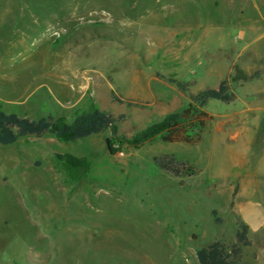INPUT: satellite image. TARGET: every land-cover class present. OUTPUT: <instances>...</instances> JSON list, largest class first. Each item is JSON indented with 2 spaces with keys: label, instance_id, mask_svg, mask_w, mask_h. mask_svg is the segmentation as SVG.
I'll list each match as a JSON object with an SVG mask.
<instances>
[{
  "label": "rangeland",
  "instance_id": "1",
  "mask_svg": "<svg viewBox=\"0 0 264 264\" xmlns=\"http://www.w3.org/2000/svg\"><path fill=\"white\" fill-rule=\"evenodd\" d=\"M225 78L235 101H193ZM243 101L264 106V0H0V110L72 121L95 104L130 138L192 109L178 128L188 142L112 155L108 129L0 143V264H199V249L230 247L233 152L247 148L248 170L264 155V121L233 122ZM58 154L91 166L74 181ZM163 156L198 173L174 176Z\"/></svg>",
  "mask_w": 264,
  "mask_h": 264
},
{
  "label": "trees",
  "instance_id": "2",
  "mask_svg": "<svg viewBox=\"0 0 264 264\" xmlns=\"http://www.w3.org/2000/svg\"><path fill=\"white\" fill-rule=\"evenodd\" d=\"M176 83L181 89L186 87L181 82L176 81ZM235 98L236 95L231 90L229 79L225 78L217 89H206L194 95L192 99L200 107H204L212 99L231 103ZM74 115L72 121L64 116L57 118L47 116L32 120L0 110V143L11 145L21 137L45 134H52L59 142L70 143L110 129L113 136L106 138V146L108 151L114 155L122 149L124 143L138 147L159 136L169 142L190 141L189 137L179 136L178 133V128L192 115L190 108L183 112L168 114L162 120L151 124L130 138L117 136L118 124L114 116L99 110L95 104H91L87 109L76 110ZM57 157L74 181L81 180L83 173L91 166L86 157H77L72 154H58ZM154 161L174 176L190 177L198 173L195 166L187 162H178L173 156L155 157ZM81 170L82 173H80ZM220 221V218L216 219V222ZM248 233L249 226L239 222L236 242L228 247L220 241H215L199 249L197 251L199 264H249L243 261V247L251 245Z\"/></svg>",
  "mask_w": 264,
  "mask_h": 264
},
{
  "label": "crops",
  "instance_id": "3",
  "mask_svg": "<svg viewBox=\"0 0 264 264\" xmlns=\"http://www.w3.org/2000/svg\"><path fill=\"white\" fill-rule=\"evenodd\" d=\"M243 105H245L243 111L235 114L233 122L236 125L243 121L248 132L247 126L252 128L264 121V106H248L246 101H243ZM241 113L243 118L239 117ZM246 152L247 148L239 150L237 154L233 152L234 159L225 179L231 194H234L232 203L239 222L249 226L248 237L251 245L243 247V261L249 264H264V155L258 160L256 169L248 170ZM218 179L224 181V177ZM252 253L253 257H249L248 255Z\"/></svg>",
  "mask_w": 264,
  "mask_h": 264
}]
</instances>
